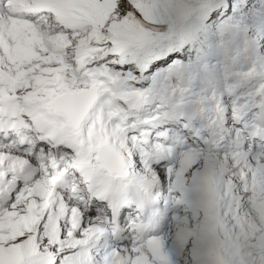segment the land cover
<instances>
[{
    "label": "clouds",
    "instance_id": "clouds-1",
    "mask_svg": "<svg viewBox=\"0 0 264 264\" xmlns=\"http://www.w3.org/2000/svg\"><path fill=\"white\" fill-rule=\"evenodd\" d=\"M246 28L137 81L83 44L69 0H0L2 243L45 264H264V19Z\"/></svg>",
    "mask_w": 264,
    "mask_h": 264
},
{
    "label": "rangeland",
    "instance_id": "rangeland-1",
    "mask_svg": "<svg viewBox=\"0 0 264 264\" xmlns=\"http://www.w3.org/2000/svg\"><path fill=\"white\" fill-rule=\"evenodd\" d=\"M231 1L227 0V3ZM207 3H213L214 9L218 8L217 0H97L95 6L92 0H87L86 8L78 13L81 22L88 23L84 31L83 44H100L101 46H97L99 50L110 52L115 49L138 51L143 46L168 41L175 43L173 45L180 44L177 50L179 53L185 45L180 40L185 31H194L203 20L210 22L211 26L214 25L216 19L209 20L207 15L199 14L200 5ZM193 4L197 6L193 8ZM104 6H111L113 10H117L107 14ZM168 20L175 22L174 32H169L166 23ZM210 29L213 30L214 26ZM162 33H168L169 38L162 39ZM173 36L176 38L172 39ZM23 248V246L13 250L5 248L0 239V264H45L43 259L34 261L35 253L24 248L29 250L25 252Z\"/></svg>",
    "mask_w": 264,
    "mask_h": 264
},
{
    "label": "snow or ice",
    "instance_id": "snow-or-ice-1",
    "mask_svg": "<svg viewBox=\"0 0 264 264\" xmlns=\"http://www.w3.org/2000/svg\"><path fill=\"white\" fill-rule=\"evenodd\" d=\"M197 5L193 4L192 7L195 8ZM235 11V7L233 4H229L227 8H224L223 12L221 15L228 16L232 12ZM217 12H219V9H214V4L213 3H207V4H202L200 5V10L199 14L200 15H207V18L209 20H215L218 18ZM168 24L169 32H174L175 31V22L173 20H168L166 21ZM162 39H168L169 35L168 33H162L161 34ZM172 39H175L176 37H171ZM180 40L185 43V46L188 44L195 45L199 41V34L196 31L193 30H187L185 31L181 36ZM170 55L175 59L177 58L176 53H170Z\"/></svg>",
    "mask_w": 264,
    "mask_h": 264
},
{
    "label": "trees",
    "instance_id": "trees-1",
    "mask_svg": "<svg viewBox=\"0 0 264 264\" xmlns=\"http://www.w3.org/2000/svg\"><path fill=\"white\" fill-rule=\"evenodd\" d=\"M217 2H218V8L220 7V11L217 12V16H218V18H221L224 16V15H221V13L223 12L224 8L228 7V3H227V0H221V1L217 0ZM231 3L235 7V4L233 2H231ZM210 27H211V23L208 22L207 20H203L201 23L198 24V27H196V29L194 31L198 32L199 40L203 37V35L206 32H208L210 30Z\"/></svg>",
    "mask_w": 264,
    "mask_h": 264
},
{
    "label": "bare ground",
    "instance_id": "bare-ground-1",
    "mask_svg": "<svg viewBox=\"0 0 264 264\" xmlns=\"http://www.w3.org/2000/svg\"><path fill=\"white\" fill-rule=\"evenodd\" d=\"M96 1H97V0H92V2L94 3L93 6H95ZM103 9H104L105 11H107V14H108L110 11H111V13H112L113 11L117 10V9H114V10H113V8H112L111 6H110V7H108V6H104ZM218 9H219V11H220V7H219ZM107 14H106V15H107ZM143 31H144V30H143ZM3 246H4L5 248H8V247H7L6 245H4V244H3ZM1 247H2V246H1ZM21 247H22V246H20L19 248H21ZM9 249H11V248H9ZM11 250H13V248H12ZM23 250H24V248H23ZM29 250H30V249H29ZM29 250H24V251L26 252V251H29ZM29 252H32V250L29 251ZM19 261H20V260H19ZM30 261H31V260H30ZM34 261H35V260H34ZM15 263H16V262H15Z\"/></svg>",
    "mask_w": 264,
    "mask_h": 264
}]
</instances>
